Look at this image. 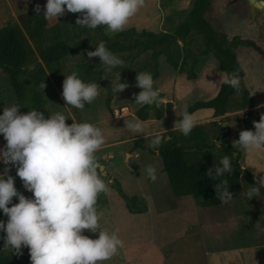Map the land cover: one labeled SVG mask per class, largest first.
Here are the masks:
<instances>
[{
	"label": "rangeland",
	"instance_id": "rangeland-1",
	"mask_svg": "<svg viewBox=\"0 0 264 264\" xmlns=\"http://www.w3.org/2000/svg\"><path fill=\"white\" fill-rule=\"evenodd\" d=\"M191 2L192 0H173L163 6L162 0H145L144 6L130 18L124 30L142 27L148 31H156L160 8L161 30L170 31L185 17L190 10ZM46 3L47 0H0V27H19L18 16L21 13L35 9L37 5L45 8ZM69 14L66 12L59 20H49V23L59 24L64 39L73 42L74 30L90 28L76 25L77 18L81 17L80 13H76L73 30ZM209 19L212 28L226 35L228 40L234 37L252 40L264 51V14L256 10L252 16L249 0H214ZM104 32L109 37L115 34L106 28ZM191 36L195 38L193 51L198 53L203 45L202 38L193 34ZM80 37L86 38L85 35ZM234 52L244 73L243 84L251 94L255 93L256 98L264 99V65L260 56L242 46L237 47ZM117 56L121 58L122 55ZM149 56L150 53L142 54L131 64L130 69L135 76L137 73L145 72ZM173 56L180 62L181 43L173 48ZM35 57L36 62L40 63L37 55ZM158 63L157 83L162 92L171 98L176 79L172 72L173 67L166 62L163 55L158 58ZM201 68L199 73H202ZM122 69L123 67H117L111 73ZM68 70L71 73L75 72L85 83H93L109 73L101 61L89 60L86 54L71 57ZM120 79L134 85H129L123 92H113L111 101L113 113L109 114L105 106V85L100 84V95L81 110L66 105L62 92L49 76L53 95L48 99V118L50 114L59 112L66 116L68 125L73 122L90 123L99 127L104 134L105 143L96 153L98 162L103 166L100 175L107 184V191L104 192L106 205L98 212L99 224L110 234L116 232L124 246L101 264H263L264 257L260 249L264 244L262 196L256 197L260 211V219L256 221L253 209L243 202V195L221 206L199 207L189 196L173 195L157 153L133 149L136 143L147 146L145 135L151 138L156 130L174 124L185 105L188 107L199 101L196 84L189 86L183 81L180 83L177 81L182 91L190 90L176 103L179 109L173 108V104L165 106L167 119L162 123L153 119L145 121L144 134H138L126 129L125 120L137 119L131 114L141 107L135 104L134 100V95L141 89L135 86L136 83L132 82V77L128 74L124 78L120 76ZM118 80L117 75L109 79L113 87ZM15 104L9 79L0 71V115L3 114L4 107ZM120 107L128 109L124 116L116 113ZM161 108L163 110V105ZM159 134L163 141L165 134ZM5 145L6 141L0 135V149ZM149 165L156 169L155 182L148 178L145 171ZM115 182L120 184L126 195L144 199L147 211L143 214H130L115 189ZM15 187L28 198H32V193L24 189L18 176L15 179ZM84 235L91 239L98 238V232L94 234L86 230Z\"/></svg>",
	"mask_w": 264,
	"mask_h": 264
},
{
	"label": "clouds",
	"instance_id": "clouds-1",
	"mask_svg": "<svg viewBox=\"0 0 264 264\" xmlns=\"http://www.w3.org/2000/svg\"><path fill=\"white\" fill-rule=\"evenodd\" d=\"M144 4L145 0H47L43 16L46 20H59L66 12L80 13L77 26L93 30L105 26L109 32L118 33ZM35 12L40 15L39 5ZM87 57L89 60L98 57L109 73L124 66V61L110 52L103 41L95 51H88ZM117 76L120 81V73ZM136 82L141 91L134 95L135 104L157 105L160 94L154 88L152 74L137 73ZM224 83L237 93L240 91L238 74H231ZM38 87L44 91L45 82ZM128 87L127 83L119 82L113 91L120 93ZM62 88L66 105L81 110L85 103L91 104L101 90L98 83H85L75 72L65 77ZM67 120L59 112L50 114L49 118L36 109L21 114L17 105L4 107L0 115V135L6 141L0 149V161L15 167L24 189L32 193V198H27L17 191L14 178L8 175L10 168L0 174V211L7 217L6 223L0 220V232L6 234L0 248L4 255L19 256L23 254L22 248H27L31 264H101L124 246L116 232L110 234L99 224L98 197L107 191V184L101 178L102 166L96 153L105 143L104 134L90 123L68 125ZM125 124L126 129L144 134L145 121L125 120ZM195 126L185 105L173 131L188 136ZM253 127L255 131H241L233 146L246 153L264 149V114L258 122H253ZM145 138L147 146L153 149L162 142L159 133H153L151 138L145 135ZM215 147H222L217 140ZM145 171L155 182L156 169L149 165ZM232 172V157L224 155L220 164L206 173L210 179L219 180L214 190L216 198L225 204L233 199V194L228 181L222 177ZM253 179L264 188V177L254 174ZM259 194L258 187H250L246 195L251 200ZM14 198L18 203H13ZM86 230L98 232V238L84 235Z\"/></svg>",
	"mask_w": 264,
	"mask_h": 264
},
{
	"label": "trees",
	"instance_id": "trees-1",
	"mask_svg": "<svg viewBox=\"0 0 264 264\" xmlns=\"http://www.w3.org/2000/svg\"><path fill=\"white\" fill-rule=\"evenodd\" d=\"M173 0H162L166 6ZM40 15L35 9L21 13L18 16V26L0 27V71L9 79L17 106L21 114L36 109L42 111L45 118H48V99L53 95L49 82L52 77L56 87L62 92L63 81L66 76L72 74L68 70L71 57L86 54L88 51H95L101 41L105 42L107 49L115 55H122L124 61L122 70L114 73H107L102 79L94 82L105 85V106L109 114L113 113L111 101L113 99V85L109 79L120 73L124 78L127 74L136 82L135 73L130 66L140 55L150 53L149 62L145 72H149L155 81L159 77L158 58L163 55L166 62L180 73H185L188 80L196 78L195 66L198 58L209 54L217 60L220 71L226 74V80L231 74L236 73L240 78V91L237 93L231 86L222 83L217 95L208 101H196L189 105L188 111L192 114L199 109H213L214 116H223L231 111H242L250 109L254 105V98L242 82L244 73L237 62L234 50L239 47H246L262 58L264 52L258 44L252 40H243L234 37L228 40L226 35L216 32L207 15L213 10V0H192L190 10L185 17L170 31L152 32L147 30L137 31L135 28H128L112 36L104 32L105 26H99L95 30L82 29L74 30L76 14L70 13V23L74 30L75 41L69 42L64 39L59 24H50L43 16L44 7ZM202 38V48L198 53L193 51L195 38L191 35ZM85 35L86 38H81ZM181 43L182 58L177 62L173 56V48ZM125 54V55H124ZM37 55L40 63L36 62ZM100 61L98 57L90 59ZM34 65V67H30ZM45 82V90H40L39 85ZM126 83L124 79L118 80L116 85ZM154 88L158 89L154 84ZM157 105L139 107L135 117L146 121L149 119L160 120L164 116L161 108L163 105L162 94ZM87 103H85V106ZM182 113V112H181ZM247 116H251L248 112ZM181 118V114H180ZM231 119L225 118L226 122ZM223 121L211 122L206 125H196L188 136L176 131L164 133V138L157 149L149 148L146 145L136 143L133 149H144L150 153H157L162 161L163 171L166 174L169 187L173 195L177 197L189 196L194 203L202 208L217 207L223 205L219 198H216L214 185L219 180L210 179L207 170L220 164L224 155L232 157V173H225L222 179L228 181L229 191L233 199L243 195V202L253 209L255 216L259 214L256 197L251 200L247 197L250 187H258L260 196L264 199V188L253 179V175L244 170L240 164L241 153L236 151L228 142L219 149L213 148L222 129ZM226 136V135H225ZM227 144V146L225 145ZM196 148V151L191 149ZM207 148L205 152L201 150ZM237 156L234 159L233 153ZM244 174H247L246 177ZM102 178V177H101ZM115 189L122 200L126 210L130 214H143L147 211L144 199L137 196L126 195L118 182L114 183ZM232 199V200H233ZM17 203V201H13ZM106 205L104 192L98 197V212ZM0 220L7 222V217L0 211ZM4 232H0V248L4 244ZM22 255L0 253V264H31L29 250L22 248Z\"/></svg>",
	"mask_w": 264,
	"mask_h": 264
},
{
	"label": "crops",
	"instance_id": "crops-1",
	"mask_svg": "<svg viewBox=\"0 0 264 264\" xmlns=\"http://www.w3.org/2000/svg\"><path fill=\"white\" fill-rule=\"evenodd\" d=\"M213 3H214V0H213ZM158 11H159V18H158V22H157V25H158L157 30L152 31V32L162 31L161 27H160V17H161L160 8L158 9ZM210 14L207 15L208 20H210L209 19ZM135 29L137 31L138 30H140V31L145 30L142 27H137ZM258 56H260V55H258ZM260 59L262 60V63L264 65V58H262L260 56ZM180 61H181V59H180ZM199 68H201L202 73L201 72L199 73ZM194 71L196 74V78L193 80H188L186 78L185 73H180L173 68L172 72H173V75H175L176 79L174 80L173 89H172L173 92H172L171 98L167 97L162 92L160 86L157 83L158 79H156L154 81L159 92L163 96L162 102H163V112H164L163 118L160 120H155L156 122H164L167 119V112L165 110V106L173 104V108L178 110L179 108L177 107L176 103L180 100L181 96H186L185 94L190 91V90L182 91L180 84H179L180 81H183L184 84L189 85V86L196 84L195 86L197 88V91L199 92L198 95L200 96L199 101H208L217 95V93L220 90L221 84L224 83V81L226 80V74L224 72L220 71L217 60L211 54H209L207 56L199 57L198 63L195 66ZM128 85H134V84H128ZM192 90H194V89L192 88ZM252 96L254 98V105L250 109H245L242 111H231L229 113H226L223 116H217V117L214 116L213 109H199V110H196L195 112H193L192 116H193V120L195 122V125H206V124H209L211 122H219V121L226 122L225 118L229 117L231 120L229 122H226L229 131L226 134L224 140L226 142H228L236 151L241 153L242 157L240 160V164L244 170L248 171L253 176L255 174L258 177H264V149H261L259 151H253V152H247L246 153L242 149H239L236 146H233V144H232V142L234 140L239 139V133L243 130H246V124H245L246 118H251L252 126H253V122L254 121L258 122L260 120L261 114H264V99H258L254 95H252ZM112 106H113V102H111V107ZM135 112H136V110L133 111V113L131 114V116L134 119L136 118ZM248 112L251 113V116H247ZM242 113H243V115H242ZM179 119H180V116H179ZM173 128H174V124H171V125H168L162 129L156 130L155 132L156 133H166L169 131H173ZM253 129H254V127H253ZM254 131H255V129H254ZM231 201H229V202H231ZM254 219H255V221L260 219V211H259L258 216H255V214H254ZM260 249L262 250L263 257H264V244H263V246L260 247ZM263 264H264V259H263Z\"/></svg>",
	"mask_w": 264,
	"mask_h": 264
},
{
	"label": "water",
	"instance_id": "water-1",
	"mask_svg": "<svg viewBox=\"0 0 264 264\" xmlns=\"http://www.w3.org/2000/svg\"><path fill=\"white\" fill-rule=\"evenodd\" d=\"M249 4H250V8H251V12H252V16H254L255 15V12H256V10H259V11H261L263 14H264V0H249ZM150 106H152V105H150ZM245 124H246V130H251V131H254V129H253V126H252V120H251V118H246L245 119ZM221 127H222V129H221V131H220V133H219V136H218V138H217V142L218 143H220L221 145L224 143V138H225V135L228 133V127H227V124H226V122H223L222 124H221ZM226 146H227V144H225ZM213 148H216L215 147V144H214V147ZM192 151H196L197 149L196 148H193V149H191ZM206 150H208L207 148H204V149H202L201 151L202 152H205ZM236 156H237V153L236 152H234L233 153V157H234V159L236 158ZM101 165V164H100ZM9 165H4L3 164V162L1 161L0 162V168H5V167H8ZM102 166V165H101ZM103 170V166L101 167V169H100V171H102ZM246 177H248L247 176V174H244ZM249 178V177H248ZM17 189V191L20 193V194H23L25 197H27L23 192H21L18 188H16ZM28 198V197H27ZM14 200L15 201H17V203H18V199L17 198H14Z\"/></svg>",
	"mask_w": 264,
	"mask_h": 264
},
{
	"label": "flooded vegetation",
	"instance_id": "flooded-vegetation-1",
	"mask_svg": "<svg viewBox=\"0 0 264 264\" xmlns=\"http://www.w3.org/2000/svg\"><path fill=\"white\" fill-rule=\"evenodd\" d=\"M5 168H10L11 169V171L8 173V175H11L14 178V180H15L17 178V176H16V168L13 167L12 165H9L8 167H5ZM5 168H0V174H3L4 173V169ZM5 178H7V177H5Z\"/></svg>",
	"mask_w": 264,
	"mask_h": 264
},
{
	"label": "built area",
	"instance_id": "built-area-1",
	"mask_svg": "<svg viewBox=\"0 0 264 264\" xmlns=\"http://www.w3.org/2000/svg\"><path fill=\"white\" fill-rule=\"evenodd\" d=\"M128 110L127 107H120L118 111H116L117 114H121L124 116V111Z\"/></svg>",
	"mask_w": 264,
	"mask_h": 264
},
{
	"label": "bare ground",
	"instance_id": "bare-ground-1",
	"mask_svg": "<svg viewBox=\"0 0 264 264\" xmlns=\"http://www.w3.org/2000/svg\"><path fill=\"white\" fill-rule=\"evenodd\" d=\"M125 111H126V110H125ZM125 111H124V112H125Z\"/></svg>",
	"mask_w": 264,
	"mask_h": 264
}]
</instances>
